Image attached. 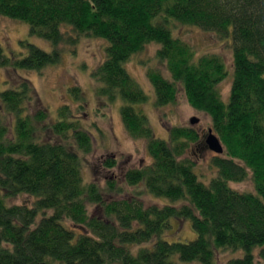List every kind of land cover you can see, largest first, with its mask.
Masks as SVG:
<instances>
[{
  "label": "trees",
  "instance_id": "obj_1",
  "mask_svg": "<svg viewBox=\"0 0 264 264\" xmlns=\"http://www.w3.org/2000/svg\"><path fill=\"white\" fill-rule=\"evenodd\" d=\"M0 16L24 22L30 35L53 47L48 52L23 40L25 55L6 56L0 46V66L14 70L60 63V44L74 48L82 35L104 38L106 55L92 72L101 83L97 94L108 102L121 99L123 127L145 141L151 157L122 175L135 190L131 198H108L95 180L82 182L79 152L92 151L91 132L67 104L52 122L31 82L9 73L8 87L0 92V113L11 119L0 114V264H176L175 255L215 264L218 249L243 250L227 264H258L256 248L264 258V0H0ZM169 20L232 38L228 102L218 89L227 75L223 59L214 53L196 56L173 35ZM155 42L171 80L146 69L154 105L175 101L180 87L194 109L208 114L224 146L210 159L216 172L208 183L185 156L199 141L196 129L171 125L168 139L158 138L133 106L148 95L125 62ZM71 91L84 103L79 87ZM100 165L109 169L116 159L108 156ZM248 174L253 192L229 185ZM111 190L120 193L109 179L105 191ZM142 193L178 203L145 204ZM17 195L32 200L8 203ZM174 217L190 220L194 239H161Z\"/></svg>",
  "mask_w": 264,
  "mask_h": 264
},
{
  "label": "rangeland",
  "instance_id": "obj_2",
  "mask_svg": "<svg viewBox=\"0 0 264 264\" xmlns=\"http://www.w3.org/2000/svg\"><path fill=\"white\" fill-rule=\"evenodd\" d=\"M170 30L174 36L188 42L195 55L214 53L223 59L227 75L218 85L223 101L228 102L230 86L232 82V38H219L212 31H203L202 29L190 25H182L178 22H168ZM25 40L35 46L50 52L53 49L51 42L29 34V27L21 21L13 20L9 17L0 16V46L6 56L13 54L16 56L25 55L27 50L20 41ZM107 41L104 38L88 37L82 35L78 38L75 47L67 44H60L62 47L61 61L58 64L44 66L40 71L35 69H11L10 67L0 66V92L8 87L7 76L23 77L28 79L35 90L37 96L49 112V119L54 122L57 119V111L63 104L69 105L71 112L80 122L84 129L91 132L93 139L92 151L84 154L79 152L81 161L82 182L86 183L95 180L101 189L110 197L131 198L135 190L128 186L122 178L127 168H138L142 164L151 161L148 156L145 141L143 139H133L130 137L125 127H123L120 117L121 99L115 102H108L107 99L99 97L97 89L101 83L92 76L93 70L100 64L105 57V47ZM157 43H148L138 53H135L125 62L126 69L141 86L148 98L143 103H137L133 106L140 110L148 119L149 125L153 129L154 136L162 139H168L167 128L171 125H183L194 127L200 138L197 143H193L186 151L187 156L194 164V171L203 183H208L214 177L215 169L210 165V159L215 152L208 149L205 144V137L208 129L212 128L210 117L207 113L194 109L188 102L183 90L179 87L175 101L165 106L156 107L154 105L155 94L152 85L149 83L146 69H158L163 76L171 80L170 73L167 71L164 62L158 60L156 56ZM73 86L79 87L84 98V103L75 98L71 91ZM82 104L83 109L78 106ZM6 122L10 121V116H5ZM195 116L198 121L190 124V118ZM108 156L116 159V165L109 169L100 165L101 161ZM96 167L94 173L93 167ZM116 182L117 190L105 191L108 180ZM234 190L251 191L254 190L251 175L238 182H229ZM142 188H138L141 190ZM32 200L28 195H17L14 199H9L8 203H26ZM140 200L144 203L155 201L161 205L174 204L165 197H156L142 193ZM94 210L93 205H89V213ZM169 227L161 235V239L170 242L190 241L195 238L196 233L192 229L189 219H169ZM259 248L254 250L258 264H264V258L259 257ZM243 250L218 249L215 254V264H227L229 258H239L243 255ZM176 264H202L200 261H181L177 255L173 256Z\"/></svg>",
  "mask_w": 264,
  "mask_h": 264
},
{
  "label": "water",
  "instance_id": "obj_3",
  "mask_svg": "<svg viewBox=\"0 0 264 264\" xmlns=\"http://www.w3.org/2000/svg\"><path fill=\"white\" fill-rule=\"evenodd\" d=\"M198 121V119L195 116H192L190 118L189 123L195 124ZM207 136L205 137V144L207 145L208 149H210L212 152H215L217 154H221L224 151V146L222 143H220L219 138L215 133H213L212 129H208Z\"/></svg>",
  "mask_w": 264,
  "mask_h": 264
}]
</instances>
